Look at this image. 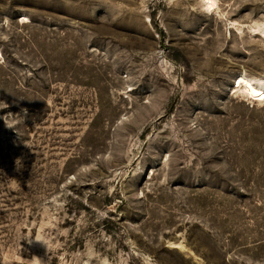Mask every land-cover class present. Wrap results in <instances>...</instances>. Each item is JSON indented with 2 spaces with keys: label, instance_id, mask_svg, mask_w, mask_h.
Returning a JSON list of instances; mask_svg holds the SVG:
<instances>
[{
  "label": "rangeland",
  "instance_id": "obj_1",
  "mask_svg": "<svg viewBox=\"0 0 264 264\" xmlns=\"http://www.w3.org/2000/svg\"><path fill=\"white\" fill-rule=\"evenodd\" d=\"M251 85L264 0H0V264H264Z\"/></svg>",
  "mask_w": 264,
  "mask_h": 264
},
{
  "label": "bare ground",
  "instance_id": "obj_2",
  "mask_svg": "<svg viewBox=\"0 0 264 264\" xmlns=\"http://www.w3.org/2000/svg\"><path fill=\"white\" fill-rule=\"evenodd\" d=\"M212 5V4H211ZM246 79L244 78V77H239V81H238V83H239V86H240V84L243 82V81H245ZM251 95L252 96H254V97H262V96H264V87L262 86L261 87V85H260V87L259 88H257V87H254L253 85H251Z\"/></svg>",
  "mask_w": 264,
  "mask_h": 264
}]
</instances>
